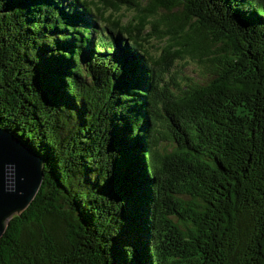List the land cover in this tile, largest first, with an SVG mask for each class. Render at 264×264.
<instances>
[{
    "label": "trees",
    "instance_id": "16d2710c",
    "mask_svg": "<svg viewBox=\"0 0 264 264\" xmlns=\"http://www.w3.org/2000/svg\"><path fill=\"white\" fill-rule=\"evenodd\" d=\"M0 127L44 174L0 264H264V0H0Z\"/></svg>",
    "mask_w": 264,
    "mask_h": 264
},
{
    "label": "water",
    "instance_id": "95a60500",
    "mask_svg": "<svg viewBox=\"0 0 264 264\" xmlns=\"http://www.w3.org/2000/svg\"><path fill=\"white\" fill-rule=\"evenodd\" d=\"M43 177L42 157L0 127V239L10 220L32 203Z\"/></svg>",
    "mask_w": 264,
    "mask_h": 264
},
{
    "label": "rangeland",
    "instance_id": "374dc122",
    "mask_svg": "<svg viewBox=\"0 0 264 264\" xmlns=\"http://www.w3.org/2000/svg\"><path fill=\"white\" fill-rule=\"evenodd\" d=\"M119 17L123 19L124 22H128L133 18V14L131 11L128 10H124L122 9V11L119 13ZM151 33V32H150ZM151 44H152V51H158L159 49H162L165 45L166 42L165 41H159L156 38H152L151 39ZM173 71H177L179 72V77L177 78V81L180 80L181 77H187L189 78L191 81H195V82H202L204 81L207 77L206 71L203 70V67L201 66V64H199L196 61H193L191 58H186L185 60H177L175 61L174 64V69ZM172 71H170L171 73ZM170 75H166V78L169 79ZM165 78V80H167ZM167 85L166 87H168L171 91L176 92L175 86L172 85V82L167 81Z\"/></svg>",
    "mask_w": 264,
    "mask_h": 264
}]
</instances>
